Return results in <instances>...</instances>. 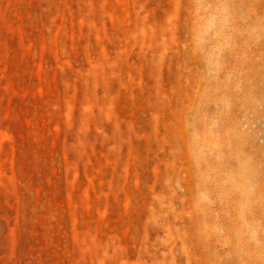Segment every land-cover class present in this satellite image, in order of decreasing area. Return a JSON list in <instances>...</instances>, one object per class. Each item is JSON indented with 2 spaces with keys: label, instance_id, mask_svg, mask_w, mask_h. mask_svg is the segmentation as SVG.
<instances>
[{
  "label": "rangeland",
  "instance_id": "obj_1",
  "mask_svg": "<svg viewBox=\"0 0 264 264\" xmlns=\"http://www.w3.org/2000/svg\"><path fill=\"white\" fill-rule=\"evenodd\" d=\"M0 264H264V0H0Z\"/></svg>",
  "mask_w": 264,
  "mask_h": 264
}]
</instances>
